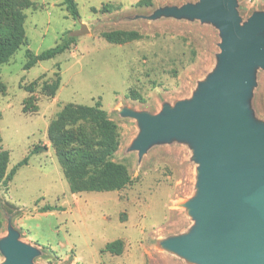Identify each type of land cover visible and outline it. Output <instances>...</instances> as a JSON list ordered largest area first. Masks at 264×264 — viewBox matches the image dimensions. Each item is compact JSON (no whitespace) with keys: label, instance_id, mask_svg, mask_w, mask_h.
Masks as SVG:
<instances>
[{"label":"rangeland","instance_id":"obj_1","mask_svg":"<svg viewBox=\"0 0 264 264\" xmlns=\"http://www.w3.org/2000/svg\"><path fill=\"white\" fill-rule=\"evenodd\" d=\"M25 10L28 44L0 66V145L10 152L6 175L36 145L13 180L0 183V264L8 261L10 240L31 251V264H206L170 242L196 235L202 218L191 201L204 196L205 161L191 134L162 135L148 146L140 140L146 124L135 114L163 115L168 107L205 98V87L220 72L224 19L196 17L181 10L203 0H148L124 5L107 0H76L74 18L64 0H30ZM241 24L264 14V0H236ZM138 30L142 38L109 42L103 33ZM264 38V26L259 31ZM74 37L70 50L25 69L26 49L35 53ZM60 73L53 97L42 87ZM37 82L30 92L26 86ZM100 103L120 133L113 160L129 169L134 182L120 191L72 192L49 127L67 104ZM247 117L264 130V64L250 70L242 98ZM56 206L42 212L45 205ZM121 239V254L106 251Z\"/></svg>","mask_w":264,"mask_h":264},{"label":"water","instance_id":"obj_2","mask_svg":"<svg viewBox=\"0 0 264 264\" xmlns=\"http://www.w3.org/2000/svg\"><path fill=\"white\" fill-rule=\"evenodd\" d=\"M236 0H203L181 12L224 19L229 37L223 44L220 72L206 85V97L170 107L163 115L135 114L146 130L140 145L162 135H194L205 161L204 196L189 202L202 218L199 232L170 245L206 264H264V130L252 126L242 104L250 70L264 64V14L241 24ZM5 264H31V251L10 240Z\"/></svg>","mask_w":264,"mask_h":264},{"label":"trees","instance_id":"obj_3","mask_svg":"<svg viewBox=\"0 0 264 264\" xmlns=\"http://www.w3.org/2000/svg\"><path fill=\"white\" fill-rule=\"evenodd\" d=\"M147 2L148 0H140L138 5ZM63 3L74 18H80L76 0H64ZM30 5V0H0V66L8 63L22 46L28 44L25 10ZM103 37L112 43L125 44L139 40L143 36L138 30H112L104 32ZM74 44L75 38L68 37L63 43L41 53H35L27 48V62L24 68L30 69L40 61L54 58L70 50ZM61 82L62 77L58 71L55 79L43 83L42 89L47 96L53 97L60 88ZM36 85L37 82H32L26 86V90L33 92ZM5 87L0 80V91H5ZM49 138L56 149L72 192L120 191L134 182L127 166L113 160L119 149L120 133L117 124L109 118L100 103L65 105L50 124ZM47 149V145L34 146L30 153L6 175L10 152L0 145V183L13 180L18 169L27 165L32 155ZM55 209L56 206L48 204L42 208V212ZM123 249L124 242L121 239L109 242L105 247L106 251L114 254H121Z\"/></svg>","mask_w":264,"mask_h":264},{"label":"crops","instance_id":"obj_4","mask_svg":"<svg viewBox=\"0 0 264 264\" xmlns=\"http://www.w3.org/2000/svg\"><path fill=\"white\" fill-rule=\"evenodd\" d=\"M107 1H113V2L124 4V5H130V4L137 3L140 0H107Z\"/></svg>","mask_w":264,"mask_h":264}]
</instances>
